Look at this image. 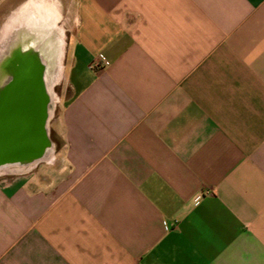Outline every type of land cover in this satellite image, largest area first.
I'll use <instances>...</instances> for the list:
<instances>
[{"label": "crops", "instance_id": "crops-1", "mask_svg": "<svg viewBox=\"0 0 264 264\" xmlns=\"http://www.w3.org/2000/svg\"><path fill=\"white\" fill-rule=\"evenodd\" d=\"M75 4L52 156L0 169V264H264V0Z\"/></svg>", "mask_w": 264, "mask_h": 264}, {"label": "water", "instance_id": "water-1", "mask_svg": "<svg viewBox=\"0 0 264 264\" xmlns=\"http://www.w3.org/2000/svg\"><path fill=\"white\" fill-rule=\"evenodd\" d=\"M2 66L7 78L0 88V168L43 161L53 147L46 66L39 53L20 48Z\"/></svg>", "mask_w": 264, "mask_h": 264}, {"label": "rangeland", "instance_id": "rangeland-1", "mask_svg": "<svg viewBox=\"0 0 264 264\" xmlns=\"http://www.w3.org/2000/svg\"><path fill=\"white\" fill-rule=\"evenodd\" d=\"M32 1L33 0H0V62L9 54V46L6 48L7 44H10L16 38L14 33L11 32L16 19L27 12L25 8H27ZM42 2V4L46 6L50 3L52 4V42L56 46V41L58 43L62 41L60 44L66 54L65 51H67L71 35L77 24L75 0H42ZM67 67L68 59L66 55L62 60V67L59 68L57 64H52V85L49 87L50 89L52 88L51 117L54 109L56 108L55 113H58L63 100L70 96V89L67 83ZM56 69L57 71L55 72ZM59 70L62 72L59 73ZM49 88L47 89L49 90ZM48 131L52 138L49 126Z\"/></svg>", "mask_w": 264, "mask_h": 264}, {"label": "bare ground", "instance_id": "bare-ground-1", "mask_svg": "<svg viewBox=\"0 0 264 264\" xmlns=\"http://www.w3.org/2000/svg\"><path fill=\"white\" fill-rule=\"evenodd\" d=\"M42 3V0H33L32 2H30V5L25 8L27 9V12H25L19 18L16 19L14 27L11 30V32L14 33L16 38L13 42L7 44L6 48L9 46V54L17 48H20L23 51L31 50L39 53L46 66L45 80L46 85L48 86L47 88H49L52 85V64H57V67L59 66V68L62 67L64 50L60 44L62 43V41L59 43L56 41V46L52 42V4L50 3L46 6ZM6 57L0 62V88L5 83L7 78V74L3 70L2 66L6 61ZM56 71L57 69L55 70V72ZM60 72L62 71L59 70V73ZM51 90L52 88H49L48 92L52 101ZM51 151L47 154L44 160L52 156ZM37 163L39 162H36L34 164Z\"/></svg>", "mask_w": 264, "mask_h": 264}, {"label": "built area", "instance_id": "built-area-1", "mask_svg": "<svg viewBox=\"0 0 264 264\" xmlns=\"http://www.w3.org/2000/svg\"><path fill=\"white\" fill-rule=\"evenodd\" d=\"M101 66H102V63H96V64L93 65V68H94V69H98V68H100Z\"/></svg>", "mask_w": 264, "mask_h": 264}]
</instances>
